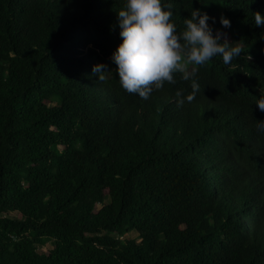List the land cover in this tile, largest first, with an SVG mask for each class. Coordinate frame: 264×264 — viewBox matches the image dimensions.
<instances>
[{
  "label": "trees",
  "instance_id": "trees-1",
  "mask_svg": "<svg viewBox=\"0 0 264 264\" xmlns=\"http://www.w3.org/2000/svg\"><path fill=\"white\" fill-rule=\"evenodd\" d=\"M172 2L241 48L180 107V73L147 100L92 73L124 0H0V264H264V0Z\"/></svg>",
  "mask_w": 264,
  "mask_h": 264
},
{
  "label": "clouds",
  "instance_id": "clouds-1",
  "mask_svg": "<svg viewBox=\"0 0 264 264\" xmlns=\"http://www.w3.org/2000/svg\"><path fill=\"white\" fill-rule=\"evenodd\" d=\"M116 14L121 39L110 55L115 68L109 69L107 64L98 62L91 71L99 81L115 72L120 86L143 100L149 99L165 82L175 84V74L180 73L182 80L190 82L191 91L185 94L177 89L176 104L180 107L190 103L201 92L196 78L198 66L217 56L224 65H229L241 55V48L229 41L226 32L221 29L214 32L212 25L216 19L199 8L191 9L183 18V28L179 31L171 19L172 0H124ZM252 20L257 27L264 26V13L253 11ZM219 24L227 29L230 20L221 16ZM254 103L264 111V96ZM255 121V130L264 133V119Z\"/></svg>",
  "mask_w": 264,
  "mask_h": 264
},
{
  "label": "rangeland",
  "instance_id": "rangeland-1",
  "mask_svg": "<svg viewBox=\"0 0 264 264\" xmlns=\"http://www.w3.org/2000/svg\"><path fill=\"white\" fill-rule=\"evenodd\" d=\"M264 93V91H263ZM100 205V204H99ZM98 205V206H99ZM123 237H128V238H135L136 237V232L135 231H130L129 233L125 234ZM122 238V237H121ZM52 247L51 242H46L44 245H41L38 247V250L41 252L47 253L48 250Z\"/></svg>",
  "mask_w": 264,
  "mask_h": 264
}]
</instances>
